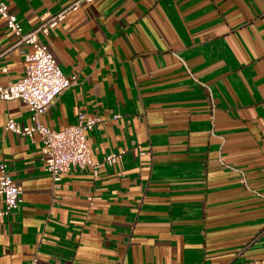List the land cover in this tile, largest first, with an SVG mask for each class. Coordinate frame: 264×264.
I'll use <instances>...</instances> for the list:
<instances>
[{
    "label": "crops",
    "instance_id": "1",
    "mask_svg": "<svg viewBox=\"0 0 264 264\" xmlns=\"http://www.w3.org/2000/svg\"><path fill=\"white\" fill-rule=\"evenodd\" d=\"M24 31L74 0H3ZM0 17V47L13 43ZM40 39L74 83L39 116L83 118L90 158L54 183L20 100L0 99V161L21 189L0 264H264V0H92ZM0 53V86L24 73ZM3 201L0 197V209Z\"/></svg>",
    "mask_w": 264,
    "mask_h": 264
},
{
    "label": "built area",
    "instance_id": "2",
    "mask_svg": "<svg viewBox=\"0 0 264 264\" xmlns=\"http://www.w3.org/2000/svg\"><path fill=\"white\" fill-rule=\"evenodd\" d=\"M90 3L92 0H74L67 6L39 23L34 28L24 31L11 12L7 4L0 0V17L5 26L13 34V43L0 53L9 51L17 45H27L31 50L24 54V73L14 81L0 86V99H17L25 103L30 112L33 124L28 127H17L13 119H8L5 128L22 135L37 133L41 142V160L44 170L52 181H59L61 174L72 167H90L95 174L99 167L112 166L122 156L124 151L109 153L100 161L90 158L86 140V132L98 126L101 119L98 117L83 118L79 113L78 121L74 125L61 129H51L43 125L39 116L54 103L59 94L70 87L75 75L66 77L57 65L53 55L40 39V34H47L55 27L70 10L80 7L81 3ZM21 189L12 179L8 163L0 161V197L3 207L0 216H5L17 209L20 203Z\"/></svg>",
    "mask_w": 264,
    "mask_h": 264
}]
</instances>
